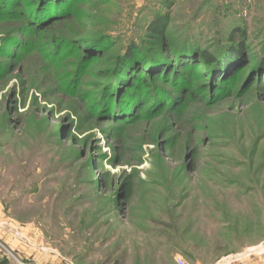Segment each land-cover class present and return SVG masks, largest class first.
Instances as JSON below:
<instances>
[{
  "label": "rangeland",
  "instance_id": "374dc122",
  "mask_svg": "<svg viewBox=\"0 0 264 264\" xmlns=\"http://www.w3.org/2000/svg\"><path fill=\"white\" fill-rule=\"evenodd\" d=\"M40 6L0 0V264L263 259L264 0H75L50 30ZM158 12L166 47L145 49L171 59L174 38L215 58L239 29L236 71L211 80L196 56L182 93L155 74L131 120L98 112ZM153 90L181 106L147 102Z\"/></svg>",
  "mask_w": 264,
  "mask_h": 264
},
{
  "label": "trees",
  "instance_id": "16d2710c",
  "mask_svg": "<svg viewBox=\"0 0 264 264\" xmlns=\"http://www.w3.org/2000/svg\"><path fill=\"white\" fill-rule=\"evenodd\" d=\"M37 1L41 3V6L36 11L31 12L30 16L33 18L34 23L39 22V24L43 22L46 23L52 19V23H55L47 25V27L44 25V28L42 27V29L50 30L53 29L52 27L55 26V24L57 25L60 20L70 17V13L68 12L69 5L75 0ZM34 3L35 1L31 2V4ZM2 7H4V3H2ZM57 20L59 21L56 23ZM169 21L170 15L168 12L156 13L147 27L144 36L145 40L142 41L143 44L141 43L138 45L133 41L124 49L123 54L120 55L116 64V73L114 72L111 77L112 83L111 86L108 87L110 93L106 95V98H101L99 102L97 101L95 104V107H98V112L104 115L111 114V117H121L124 115L123 117L126 118L125 121L131 120L133 116L135 117V111L140 103L143 100H147L144 95H139L138 85H143L146 81L155 79V76H153L155 74L160 76L161 82L169 81L172 86L174 85L177 88V94L182 93L187 83L182 78H179L182 74V71L179 70L188 69L190 71L197 68L195 63L196 56L200 58L201 61L198 60L201 68L211 80H214V74H225L236 71L233 70V67L240 59H243L245 50L244 41L242 39L238 40V36L241 35L239 29L234 30L228 35L226 38L227 45L222 47L220 54L215 58L212 52L204 51L203 53H199L197 47H195L196 45H193V43L188 40L179 41L174 38L169 40L171 47L169 46L168 49L171 52V59L159 55L154 49H145L144 42H152L151 44H154V48H157V44L160 45L162 49L166 47L167 41L164 39V36L168 30ZM38 29H41V27ZM85 41L87 40H84L86 44ZM97 44L100 43L97 42ZM90 53L91 50L87 49V54L82 57L84 65H86L91 58ZM255 63L254 69L264 72V55L262 59L257 60ZM141 74L144 77H141ZM210 89H215V87H210ZM177 94L173 99H170L169 96L165 94L162 96L153 90L150 101L148 100L147 102H152V104L166 102L169 104V102L172 101L169 107L174 111L176 107L178 108L180 105L179 95ZM160 98L162 99L159 100ZM168 104L165 106H168ZM174 105L176 106L173 108ZM171 228L173 231L176 230L174 232L175 234L178 233L176 227ZM114 264L120 263L115 262Z\"/></svg>",
  "mask_w": 264,
  "mask_h": 264
},
{
  "label": "built area",
  "instance_id": "2783aa9c",
  "mask_svg": "<svg viewBox=\"0 0 264 264\" xmlns=\"http://www.w3.org/2000/svg\"><path fill=\"white\" fill-rule=\"evenodd\" d=\"M259 248H260V247H259ZM255 252H256V251H255ZM255 252L253 251V252L248 253V254H246V255L238 256V257H236L235 261L239 262V261H242V260H244V259H246V258H249V257H251L252 255H254ZM175 264H189V263L185 262V261H184L182 258H180V257H176V258H175ZM224 264H229V263H224Z\"/></svg>",
  "mask_w": 264,
  "mask_h": 264
},
{
  "label": "crops",
  "instance_id": "0c3cea01",
  "mask_svg": "<svg viewBox=\"0 0 264 264\" xmlns=\"http://www.w3.org/2000/svg\"><path fill=\"white\" fill-rule=\"evenodd\" d=\"M255 264H264V258L263 259H258V261Z\"/></svg>",
  "mask_w": 264,
  "mask_h": 264
}]
</instances>
